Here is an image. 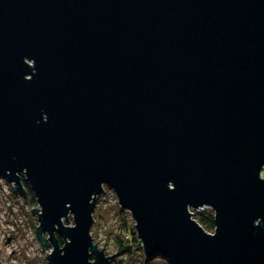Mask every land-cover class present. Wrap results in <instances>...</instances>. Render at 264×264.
Segmentation results:
<instances>
[{
    "label": "water",
    "instance_id": "1",
    "mask_svg": "<svg viewBox=\"0 0 264 264\" xmlns=\"http://www.w3.org/2000/svg\"><path fill=\"white\" fill-rule=\"evenodd\" d=\"M262 166L264 0H0V175L46 263L110 264L107 185L144 255L264 264Z\"/></svg>",
    "mask_w": 264,
    "mask_h": 264
},
{
    "label": "rangeland",
    "instance_id": "2",
    "mask_svg": "<svg viewBox=\"0 0 264 264\" xmlns=\"http://www.w3.org/2000/svg\"><path fill=\"white\" fill-rule=\"evenodd\" d=\"M260 177L264 178V166ZM11 186L12 183L0 175V264H48L45 254L49 253L50 245L44 247L34 230L38 224L36 213L30 209L38 208L34 195L26 183H22L25 190L23 196L13 192ZM93 206L89 233L97 248L110 255V264H169L158 253L150 256L143 254L138 246L140 240L136 237L134 220L126 209L118 205L109 186L103 185ZM207 208L210 209L202 206L189 211L194 219L198 211ZM67 218L72 224L70 215ZM45 236L46 233L43 234ZM123 244L130 246L125 249Z\"/></svg>",
    "mask_w": 264,
    "mask_h": 264
},
{
    "label": "trees",
    "instance_id": "3",
    "mask_svg": "<svg viewBox=\"0 0 264 264\" xmlns=\"http://www.w3.org/2000/svg\"><path fill=\"white\" fill-rule=\"evenodd\" d=\"M23 185H25V182L22 180ZM212 212L210 209H204L202 211H198L197 214H195L194 219L198 224L202 226V228L205 231L213 230L214 223L212 222ZM58 240L61 242V240L58 238Z\"/></svg>",
    "mask_w": 264,
    "mask_h": 264
}]
</instances>
